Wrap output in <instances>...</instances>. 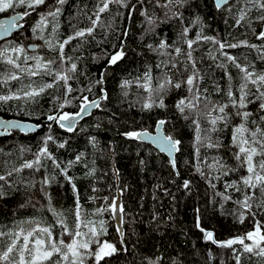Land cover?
<instances>
[{"label":"trees","instance_id":"obj_1","mask_svg":"<svg viewBox=\"0 0 264 264\" xmlns=\"http://www.w3.org/2000/svg\"><path fill=\"white\" fill-rule=\"evenodd\" d=\"M125 3L127 7L110 3L108 10L100 14L98 25L91 35L74 39L66 45L65 55L72 58L67 67L71 63L77 65L75 74H70L73 78L68 81L73 89L71 93L65 96L66 89L60 82L34 100L0 101L1 117L42 125L41 129L33 133L13 131L9 136L0 138V176L5 177L0 180L5 193L0 197V232L16 231L21 222L29 220L40 221L44 226L55 225L56 217L50 208L62 214L68 226L74 228L77 201L81 218L85 222L95 221L99 227V220L107 217L108 211L102 215L93 213L98 208L107 207L118 191L120 205L124 209L120 226L117 227L114 222L105 223L106 235L101 237L118 249L112 257L105 258L108 264H149V261L156 264H209V259L211 264H237L235 255H241L240 264H264V257L242 253L238 244L232 246L236 249L235 253L232 248L219 246L221 242L254 230L257 221L264 224V207H260L264 194L259 189H246L240 182L241 177L248 173L246 166H241L234 158L233 153L238 152V148L231 147L233 126L241 123L240 118L234 115L236 109H226L232 114L229 122L227 126L218 125L220 130L215 133L206 131L210 128L206 117L200 119L201 136L210 134L213 142L218 140L221 144L220 147L209 148L206 142L197 144V132L192 123V119H196L195 114L185 120L175 108L179 99L189 96L186 87L169 91L164 98L165 108L142 110L141 105L148 94L136 86L137 77H142L149 69L154 85L157 78H163L165 71L174 82L185 80L192 71L186 55L190 51L187 41L192 40L195 41L191 49L192 57L203 77L199 82L201 91L207 89L206 95L217 104H228L227 92L231 87L238 99L243 73L226 60L223 53L235 57L238 63L251 72L264 73V59H261L264 39H257L264 24V20L260 19L264 16V10L255 4V0H234L221 9H216L212 0H187L183 7L173 5L182 14V19H168L165 17L167 10L157 7L156 0H125ZM46 4L47 7L40 6L36 12L24 17L23 28L9 41L1 43L0 49L21 45L30 56L40 55L51 59L58 52L44 46L30 51L26 45L30 34L37 38L39 32L34 33L32 27L40 15H46L57 7L61 9L55 21L59 25L56 33H51V17L44 30L47 35L62 42L76 30L91 27V19H95L94 14L101 6V0H66L64 5L57 4L56 0H46ZM17 12L23 13L24 8L9 9L0 13V18ZM141 12H146L156 20L152 31H147L149 25ZM242 12L245 18L237 24ZM185 27L189 29L186 36L181 35ZM198 34L240 46L221 50L219 43H213L212 39L197 40ZM161 41L169 47L158 49ZM242 41L246 44H241ZM177 47L181 49L179 54L175 52ZM121 50L125 53L124 57L115 65L109 64L110 56ZM162 61L176 62L179 71L170 66L168 69L163 66L157 68ZM28 63L31 65L34 61ZM221 63L225 67H218ZM185 65L187 72L184 71ZM11 71V66L0 60V95L19 94L30 79L37 82L34 87L51 82V77L29 78L21 73L20 80L3 83ZM226 73L230 74L231 80ZM101 74H104V82L97 84ZM125 80L132 83L127 88H121ZM217 86L219 92L216 91ZM248 88L252 93L256 92L253 86L248 85ZM101 89L108 99L100 101V108L78 122L75 131L67 132L47 120L49 114L78 112L81 98H99ZM65 99L70 103L60 109L59 105ZM248 99L254 100L255 96L250 95ZM259 103H250L247 107V111L252 114L246 124L250 131H255L257 127L264 130V111L260 110ZM159 120L167 121L163 126L165 135L181 142L175 154V169L167 157L152 146L123 135L129 131L151 132ZM49 124L52 125L51 129ZM49 134L54 140L48 142V151L61 168H67L71 183L61 169L47 158H42L43 167L39 171L35 168L14 171L25 161L35 159L38 150L44 146V138ZM258 139L264 137L258 136ZM59 143H65V147L59 148ZM77 155H81L78 162ZM262 159L264 157L258 154L254 157V163L258 165ZM214 160L225 164L226 169L234 170L224 175L226 169L209 167ZM69 161L74 162L71 167H68ZM185 181L189 182L187 188L184 187ZM234 181L238 182L240 190H226V186ZM253 193L251 203L254 216L246 214L244 222L240 223V209L235 202L243 200L245 194ZM220 194L231 199L224 201ZM198 219L205 231L213 232L218 243L205 240L204 233L196 227ZM24 227L29 226L25 224ZM118 228L123 235L117 231ZM81 230L87 231L84 228ZM53 231L59 237L60 226L56 225ZM64 238L68 240V237ZM8 242L7 236L0 237V252L6 250Z\"/></svg>","mask_w":264,"mask_h":264},{"label":"snow or ice","instance_id":"obj_2","mask_svg":"<svg viewBox=\"0 0 264 264\" xmlns=\"http://www.w3.org/2000/svg\"><path fill=\"white\" fill-rule=\"evenodd\" d=\"M143 2V0H141ZM187 0H164L161 3V0H156V6L166 9L165 17L171 19L173 17L182 19V14L177 12L173 5H180L181 7ZM56 3L59 5H64L66 0H56ZM110 3H116L122 7H127L125 0H101V6H98L95 15V19H91V27L86 29H79L74 32L73 35L67 37L62 42L54 43L53 40H45V43L50 51L58 52V55L51 58L45 59L41 56H30L27 54L26 49L23 46H14L11 48L0 49V60H3L6 64L10 65L13 71H11L4 79L3 83H7L10 80H20L21 73L26 74L29 78L31 77H51V82H44L39 84L38 87H34L37 83L35 80H29V83L25 87L21 88L19 94L13 93L11 95H0V101H9V100H34L37 96L43 94L46 89H51L56 85H59L60 82H63L65 87V96L73 91L71 86L68 84V81L73 78L75 74L77 65L76 63H71L70 67H67V64L71 61V57L65 55V47L72 40L77 38L85 37L86 35H91L94 29L97 27L100 20V14L107 11ZM227 3V0H215L217 8H220L222 4ZM255 4L261 9L264 10V0H255ZM40 6L47 7L46 0H0V13H3L9 9L24 8L22 14L18 13L16 16L11 17V19L6 21H0V35H7L13 28H22L23 25L18 23L19 20L24 19L36 12ZM135 8V5H133ZM61 9L59 7L55 10H49L47 14H41L38 22L33 28V32H43L46 27H48L51 17L52 27L51 33L55 34L58 28V23H55L56 17L60 14ZM142 16H145L146 22L149 25L147 31H152L156 25V20L148 16L146 12H141ZM245 16L243 12L241 13L237 24L244 20ZM261 20H264V16L260 17ZM165 22V21H161ZM189 29L185 27L181 35H187ZM126 35V33H125ZM43 39V36L39 37ZM209 40L212 39L213 43H219V48L221 50L225 48H236L239 47V44H226L224 42H218L214 38L202 37L200 34L197 35V40ZM257 39H264V31L260 32L257 35ZM195 41L188 40L187 47L190 51L187 52V59L191 62V73L187 76L185 80L174 82L172 77L168 75V72H164L163 78H157L155 85L153 84V77L151 74V69L146 71L142 77H137L136 86L142 88L146 92L147 98L142 103V110H151L152 108H165V96L172 89H182L187 88L189 96L182 97L175 103V108L183 116L185 120L192 118V115L195 114L196 119H192V123L195 125L197 136V144H204L209 148L220 147L221 144L217 140L213 142L212 136L210 134L201 136V125L200 119L207 118L210 128L206 131L208 133H215L219 129L218 125L223 124L227 126L229 122V117L232 115L229 111H226L229 107L235 108L236 111L234 115L239 117L241 123L239 125L233 126V135H232V145L233 148H238V152H234V158L240 162L241 166H246L248 175L242 176L241 181L246 189L255 190L259 189L262 194H264V159H262L257 165L254 163V157L260 155L264 157V139H258V136L264 137V130L259 127L255 131H250L246 124L248 118L252 115L247 111L248 104L255 103L260 101L259 108L261 111H264V73L257 74L248 70L247 67L242 66L237 62L236 58L223 53L225 59L233 63L241 73H243L242 80L243 83L239 87V97L235 98L234 92L229 88L227 96L229 98L228 104H217L211 101L206 95L207 89L201 91L200 81L203 79L199 70L196 67V63L192 57V46ZM241 44H246V42H241ZM250 47L255 48V45H249ZM169 47L166 42L161 41L158 45V49H166ZM149 48H152L149 45ZM156 51L157 49H153ZM175 52L179 54L181 49L177 47ZM166 54V53H162ZM124 51H117L110 56L108 61L109 64L115 65L124 57ZM215 59V57H213ZM261 59H264V52H262ZM23 62V66L22 63ZM29 61H34V64L29 65ZM59 65L57 68L56 65ZM168 69L169 66L173 69L179 71V67L176 62L162 61L161 64H158L156 67ZM218 67H225L223 63L218 65ZM184 71H188L187 66L185 65ZM228 75L229 80H231L230 74ZM104 82V74H101V78L96 81L97 84H102ZM132 82L125 80L120 85L121 88H127ZM256 86V92L252 93L248 88V84ZM91 91V88L88 89ZM216 91L219 92V86L216 87ZM101 95L98 99L89 100L87 96L81 98L80 110L75 113L69 112H57V114L47 115V120L51 121L61 129H64L67 132H73L76 130V124L84 114H87L89 109H98L101 107L100 101L108 99L107 94L101 89ZM125 96L128 95L127 92L124 93ZM252 95L255 96L254 100H249L248 97ZM70 103L69 100L65 99L63 103L59 105L60 109H63L66 104ZM264 119V117H262ZM167 123L165 120H159L156 123L157 129L163 128ZM51 124L49 128L51 129ZM31 130V129H29ZM127 138L132 140H149L153 144L157 145L162 152H166L169 156L176 151H179L180 141L174 139L170 135H163L159 132L157 135L152 136L147 131H129L123 133ZM250 137V138H249ZM54 137L49 134L44 138V146H42L36 153L35 159L32 161H25L20 168H15V172H20L22 169H33L37 171L43 167V159L47 158L52 161V164L56 168H60L61 172L66 176L69 183L72 182V178L67 176V168H61L59 162L49 153L47 144L49 141H53ZM93 145L95 146V138H92ZM257 145L259 147H257ZM59 148H64L65 143H59ZM199 149L197 148V152ZM81 159V155H77L76 161L78 162ZM74 162L69 161L68 167H71ZM173 167H175V162L172 161ZM210 168H216L217 170L226 169V165L221 163L219 160H214L212 164L209 165ZM234 169H226L223 171L224 175H227L229 171ZM203 175V173H201ZM11 175V173H9ZM4 176H0V180H4ZM44 183H47V178ZM238 182H232L226 186L227 188H235L239 191L237 186ZM189 182H184V187L187 188ZM214 187V185H213ZM73 190L75 191V185L73 184ZM5 193L0 186V197H3ZM222 195L224 201H228L231 197L227 195ZM254 199V193L252 195L245 194L243 200H238L235 203L239 206L238 220L240 223H243L245 220V215L254 216L252 212L253 205L251 201ZM107 200V197H105ZM260 207H264V201H261ZM53 216L56 217L55 225L44 226L40 221H24L21 222V225L18 226V230L10 231L8 233L0 232V237L7 236L9 242L6 246V250L0 252V264H89V262H94V264H101L103 261L104 264H108L105 260L106 257H112L117 253L118 249L113 244L107 240H102L101 237L106 235V228L104 227L105 221L99 220V227L96 226V222L88 220L85 222L80 215V205L77 201L76 211H75V226L70 228L65 220L62 218V214L55 212L53 209ZM111 210L113 213L122 214L124 209L121 205L117 203L115 199L107 207H101L96 210L93 215H102L105 211ZM122 219V215H121ZM27 224L29 227L25 228L24 225ZM59 225L61 232L59 237L54 235V227ZM196 227L200 228V231L204 233V238L207 241H211L213 244L218 243L214 237L212 231H205L201 226V222L198 219ZM87 229V231H82L81 229ZM121 235L123 232L121 229ZM64 237H68V240H65ZM250 241L251 243H247ZM123 243V241H122ZM240 245L242 248V253H249L259 257H264V224L257 221L254 226V230L246 232L244 235L232 238L226 242L219 243L220 247L223 248H232L233 245ZM94 245V247H93ZM126 250V249H125ZM233 252H236L235 248H232ZM237 264H240L241 255H235ZM149 264H156L154 261H149Z\"/></svg>","mask_w":264,"mask_h":264},{"label":"water","instance_id":"obj_3","mask_svg":"<svg viewBox=\"0 0 264 264\" xmlns=\"http://www.w3.org/2000/svg\"><path fill=\"white\" fill-rule=\"evenodd\" d=\"M232 1L234 0H227V3L225 4H222L220 8H217L216 7V4H215V0H212V2L214 3L216 9H221L223 8L224 6H226L228 3H231ZM18 13H15V14H12V15H9V16H5V17H2L0 18V21H6V20H9L11 19V17L13 16H16ZM22 14V13H20ZM18 23L22 24L23 25V19L22 20H19ZM23 28V27H22ZM22 28H13L7 35H0V44L1 43H4L6 41H9L11 39V37L17 33L18 31H20ZM264 31V24L262 26V29H261V32ZM28 50L30 51H34L36 46L34 44H29L28 45ZM98 99V98H96ZM95 109H89L88 113L87 114H84L82 116V118H80L78 120V122H80L82 119L88 117L89 115H91V113L94 111ZM77 122V123H78ZM77 125V124H76ZM31 129V130H29ZM41 129V126H35L34 124L32 123H27V122H23V121H20V120H17V119H14V118H3L0 116V138L3 137V136H8L10 134L11 131H19L23 134H26V133H33L37 130ZM150 135L152 136H155L157 135V133L159 132L160 134H163L165 135L164 133V129L161 128V129H157L156 125L153 129V131H147ZM138 143H141V144H146V145H150L152 146L155 150H157L159 153L163 154L164 156L167 157V159L169 160L171 166L173 169H175V167H173V164H172V161L175 162V154L176 152H174L172 154V156H169L166 152H162L160 151L159 147L155 144H153L151 141L149 140H144V141H141V140H134ZM209 264H211V259H209Z\"/></svg>","mask_w":264,"mask_h":264},{"label":"rangeland","instance_id":"obj_4","mask_svg":"<svg viewBox=\"0 0 264 264\" xmlns=\"http://www.w3.org/2000/svg\"><path fill=\"white\" fill-rule=\"evenodd\" d=\"M17 13H19V12H17ZM12 14H15V13H12ZM12 14H10V15H12ZM34 26L32 28H34ZM41 36H43V39L39 38ZM34 38H35L34 35L30 34L28 36V38H27L28 41L26 42V45L34 44L37 48L40 47V46H44L43 48H46V49L49 50V48L47 47V45L45 43V40L51 39V40H53L54 43H58V40L55 39L52 36L47 35V33L45 32V30L42 33L39 32L38 35H37V38H35V39ZM36 40H37V43L35 42ZM19 46H21V45H19ZM12 47H14V46H12ZM4 48H11V47H7L6 46ZM4 48H1V49H4ZM37 56H40V55H37ZM248 85L253 86V90L256 89V86L252 85L251 83H249ZM119 195H120V193L117 191L115 193V196L112 198V200L115 199L117 201V203L120 205ZM102 220H104L105 223H107V222H114V224H116V226L119 227L120 226V221H121V214L113 213L111 210H109L108 211V216L107 217H103Z\"/></svg>","mask_w":264,"mask_h":264},{"label":"bare ground","instance_id":"obj_5","mask_svg":"<svg viewBox=\"0 0 264 264\" xmlns=\"http://www.w3.org/2000/svg\"><path fill=\"white\" fill-rule=\"evenodd\" d=\"M224 7H225V6H224ZM262 26H263V25H262ZM261 29H262V28H261ZM36 48H37V47H36ZM36 48H35V49H36ZM17 120H20V119H17ZM20 121L27 122V123H31V122H29V121H25V120H20ZM32 124H34V123H32ZM34 125H35V126H41V128H42V125H36V124H34ZM11 132H13V131H11ZM11 132H10V134H11ZM10 134H9V135H10ZM26 134H27V133H26ZM9 135H8V136H9ZM3 137H6V136H3ZM1 138H2V137H1Z\"/></svg>","mask_w":264,"mask_h":264}]
</instances>
